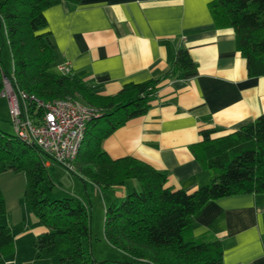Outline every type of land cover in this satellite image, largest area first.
<instances>
[{"label": "trees", "instance_id": "trees-1", "mask_svg": "<svg viewBox=\"0 0 264 264\" xmlns=\"http://www.w3.org/2000/svg\"><path fill=\"white\" fill-rule=\"evenodd\" d=\"M60 1L0 0V21L13 65L12 75L6 76L0 60V94L6 79L14 89L38 99L71 98L97 112L86 124L73 173L101 190L136 181L131 192L105 207L103 222L105 240L130 262L222 264L221 241L191 236L192 217L208 201L264 192V112L222 136H214L213 128L200 131V141L190 150L212 175L208 184L191 192L167 186L164 172L134 157H109L102 149L103 140L150 108L164 75L125 83L114 95H100L70 75L51 71L54 49L45 30L44 10ZM208 8L218 28L234 31L248 74L264 75V0H209ZM195 67L188 51L179 48L169 76L176 78ZM41 153L15 134L0 130V169L24 173L23 200L45 228L33 241L38 258H55L62 264H111L93 257L88 208L76 198L51 195L53 183ZM5 213L0 190V215ZM13 241L11 229L0 225V261L11 252Z\"/></svg>", "mask_w": 264, "mask_h": 264}, {"label": "crops", "instance_id": "crops-1", "mask_svg": "<svg viewBox=\"0 0 264 264\" xmlns=\"http://www.w3.org/2000/svg\"><path fill=\"white\" fill-rule=\"evenodd\" d=\"M208 2L61 0L44 10L45 30L54 49L53 72L70 75L100 95H114L125 83L164 75L150 108L116 128L103 140L102 149L113 159L130 156L149 164L166 174L167 186L187 192L211 180V171L190 150L200 141V131L213 128L214 136H222L264 112V75L248 74L234 31L216 26ZM1 28L6 36L0 21ZM179 48L188 51L196 67L170 78V64ZM7 174L0 177H10ZM80 179L86 198L69 197L88 208L87 203L92 204L88 190H102ZM1 182L6 213L0 215V225L11 229L14 241L0 264H62L55 258H38L33 241L45 228L24 200L20 202L23 193L8 202L12 188ZM130 184L137 186L136 181ZM125 191L112 190L104 207L118 202ZM190 235L219 239L222 264H264V192L208 201L193 215Z\"/></svg>", "mask_w": 264, "mask_h": 264}, {"label": "built area", "instance_id": "built-area-1", "mask_svg": "<svg viewBox=\"0 0 264 264\" xmlns=\"http://www.w3.org/2000/svg\"><path fill=\"white\" fill-rule=\"evenodd\" d=\"M63 69L67 70L65 64ZM1 97L8 101L15 135L73 172L86 124L97 115L90 106L71 98L41 100L14 89L5 79Z\"/></svg>", "mask_w": 264, "mask_h": 264}, {"label": "rangeland", "instance_id": "rangeland-1", "mask_svg": "<svg viewBox=\"0 0 264 264\" xmlns=\"http://www.w3.org/2000/svg\"><path fill=\"white\" fill-rule=\"evenodd\" d=\"M0 60L5 75L11 76L13 70L12 59L7 38L3 33V28L0 29ZM50 70H54L52 65L50 66ZM0 130L9 134H15L14 128L10 122L8 101L5 97H0ZM41 157L43 162L45 163L47 174L49 175L53 183L51 195L54 198L75 196V194L86 198L87 193L84 190V183L76 175V173H73L60 164L54 162L45 154L41 153ZM6 173H9L7 175H10V177H0V182L2 181L1 183H3L4 186L9 185L12 188L11 191L7 193V199L9 202L11 200V197L13 196L14 199H16L17 194H19V196H22V193L24 192L26 186V178L23 172H5L0 169V175ZM131 181L134 180H127L123 186L108 190H102L101 193H94V191L88 190V194L92 202V204L87 203L88 211L90 213L91 250L93 252L94 258L97 261L109 260L111 264H149L147 262H130L128 259L127 260L129 263H125L124 254L120 250L109 245L103 235V222L105 212L103 201L107 200V202H110V198H112L113 195L112 190L114 189H121L122 187H125V192H131ZM22 198L23 197H21L20 202H23ZM119 200H121V198H118L117 201ZM108 204L109 203H107V205Z\"/></svg>", "mask_w": 264, "mask_h": 264}]
</instances>
